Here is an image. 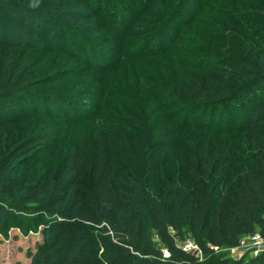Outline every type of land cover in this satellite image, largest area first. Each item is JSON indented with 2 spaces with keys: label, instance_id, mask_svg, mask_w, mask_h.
<instances>
[{
  "label": "trees",
  "instance_id": "trees-1",
  "mask_svg": "<svg viewBox=\"0 0 264 264\" xmlns=\"http://www.w3.org/2000/svg\"><path fill=\"white\" fill-rule=\"evenodd\" d=\"M218 1L212 0V6ZM85 2L91 11L90 17L103 21L116 35L111 41L121 47L115 50L116 57L110 55L113 48L110 52L96 50L88 44V40L79 38L83 36L81 26L69 20L66 12L71 7L65 4V0H0V128L16 123L24 125L27 121H43V114L28 112L26 103L33 105V102L44 101L40 99L44 95L23 90V85L28 84L23 82L25 74L22 72L26 62L24 59L16 65L13 54V49L33 42L32 31L40 26H44V30L40 29L44 37L39 36L41 40L36 42L37 47L40 46L38 48L48 49L50 53L56 49L76 57L100 77H107L123 61L158 58L169 50L168 54L179 56V45L171 43L167 46L164 43L167 34L158 23L156 26L159 29L155 27V34H158L153 40L139 43L137 40L132 46H124L127 38L141 37L150 27L142 29L136 25L138 21L142 23L144 12H132L128 9V2L127 5L120 0ZM222 3L226 4L229 14L226 17L228 30L240 36L246 46L264 54V0H226ZM184 12L179 8L170 15L182 14V17ZM256 27L257 30L251 32ZM58 31L63 33L61 38ZM47 35L52 39L49 42L45 40ZM74 38L82 42L80 47ZM242 54L244 56L222 58L210 63L211 74L224 80L225 86L216 85L213 78L207 75L203 83L195 82L193 89L186 94L169 93L175 98L174 102H164L163 93L167 92L157 88L158 92L154 93V89L141 82L137 95L131 96L121 90L123 95L126 93L130 104H141V108L149 102V98L158 101L162 111L180 106L179 112L172 113L168 121L174 123L175 129L170 133L164 129L165 136L160 138L154 134L155 140L150 143V148L154 149L151 156L149 152H142L139 144L133 141V161L126 170H121L117 151L111 144H107L106 153L99 145L93 157L88 141H77L70 156L75 172L70 188H75L69 218L59 224L60 227L66 226L67 231L55 237L50 250L39 249L31 264H264V253L257 258L239 260L218 259L216 256L222 248H236L245 235L257 231L264 234V88L256 93L252 90L253 86L264 84V69L259 66L240 69L237 63L252 65L249 53ZM9 70L11 74L8 75ZM55 71L51 76L59 84L65 73L64 70ZM235 74L244 75L247 80L237 84L231 79V75ZM144 90L153 94L141 99L139 93ZM80 100L75 101L80 104ZM237 101H240L238 105L241 109L235 108L231 116L235 125H239L237 133H248L254 156L248 161L239 160L236 148L227 142L222 152L224 159L211 175L208 136L202 133V126L188 120L198 111L210 112L207 129L212 131L215 119L218 118L219 122L233 105L237 107ZM120 109L117 107V111ZM121 112L124 113V110L121 109ZM125 116L135 119L133 114ZM43 128L40 127L42 131ZM190 129L194 133L190 134L191 142L184 132ZM51 137L42 133L28 137L6 161H2L5 164L0 167V201L3 200L0 203V220L22 217V209L11 202L9 194L18 191L24 175L31 168L25 165L22 175L3 182L4 170L18 156L38 144L47 143ZM145 158L152 160L149 175L146 174L148 169L139 168ZM37 159L29 161L30 164L38 162ZM162 159L164 164H169L164 174L159 166ZM226 159L230 164L228 177L221 178L225 173ZM52 181L53 174L49 172L44 183L34 186V196L47 192ZM88 186H91L90 189ZM137 205L146 211L151 228L156 231L169 258L155 245L145 222L138 217L134 223L122 218V213L136 215ZM54 213L60 214L59 210ZM57 220L58 217L54 219ZM188 236L202 256L184 250Z\"/></svg>",
  "mask_w": 264,
  "mask_h": 264
},
{
  "label": "rangeland",
  "instance_id": "rangeland-1",
  "mask_svg": "<svg viewBox=\"0 0 264 264\" xmlns=\"http://www.w3.org/2000/svg\"><path fill=\"white\" fill-rule=\"evenodd\" d=\"M225 1L219 0L218 3L214 2L215 6H212V0H120L126 5L128 2V9L133 10L132 12L136 14L144 12L141 17L142 23L138 21L136 24L139 28L147 29L150 26L147 33L141 37L127 38L124 43L126 48L129 44L132 46L131 44L137 40V43L153 40L158 34H155L156 28L159 29L162 26L163 32L167 34V38L163 39L164 43L167 46L179 45L180 48H177L179 56L176 53L168 54L169 50L167 54L158 58L144 57L140 60H130V62L123 61L121 64L118 63L117 69L107 77H100L89 71L79 59L65 52L55 49L50 53L48 49L38 48L40 46L37 47L36 42H40L39 36L44 37V33L40 31V29L44 30V26L32 31L31 41L33 42L30 45L13 49L16 65L24 59L26 62L22 72L25 74L23 82L26 81L28 84L23 85L25 87L23 90L44 95L40 98L44 101L33 102V105L26 103L28 112L36 111L43 114L41 117L43 121L40 123H36V120L27 121L24 125L16 123L0 128V167L5 164L2 161H6L26 138L40 133L52 137L47 143L38 144L18 156L4 170L3 182L22 175L25 165H30L31 168V171L24 175L18 191L9 194L11 202L22 209V217L0 220V264H31L32 258L36 256L39 249L50 250L55 237L67 231L66 226L60 227L59 224L61 220L69 218L68 211L75 188H70L75 179L70 156L77 141L87 140L93 157L97 154L99 145L106 153L107 144H111L117 151L121 170H126L133 161L131 157L133 141L139 144L142 152H149L151 156L154 149L150 148V143L152 139L155 140L154 134L160 138L165 130L170 133L175 129L174 123L168 121L172 113L179 112L180 106L175 105L171 109L162 111L159 102L149 98L146 104L143 100L141 101L143 105L145 104L141 108V104H130L129 98L125 96L126 93L123 95L121 90L127 91L131 96L137 95L141 82L142 85L146 84L145 86L154 89V93H157L158 89L167 92L163 93L164 102H174L175 92L186 94L193 89L195 82L203 83L207 75L213 78L216 85L225 86L224 80L211 74L210 63L222 58L244 56L242 54L244 52L249 53L248 58L252 65L237 63L236 66L240 69H246V66L251 68L259 66L264 69V54L252 49L251 46H246L240 36L228 30L226 17L229 14L226 4L222 3ZM65 4L71 7L66 12L69 20L74 25L81 26L83 36L79 38L88 40V44L90 43L96 50L106 52L113 48L112 53L109 54L116 57L115 50L121 48L111 42L116 35L104 25L103 21L90 17L91 11L87 8L85 0H65ZM179 8L180 11L185 10L184 16L181 17V14L171 17ZM187 14L189 16H186ZM157 19L158 22H156ZM157 23L159 27L156 26ZM254 30H257V27L251 29V32ZM58 33L61 38L63 33L61 31ZM45 40L49 42L52 40L51 36L47 35ZM75 41L80 47L82 42L77 39ZM57 69L60 72L64 70L65 73L59 84L55 83L51 76ZM7 74H11V70ZM231 79L237 84L247 80L246 76L240 74L231 75ZM260 88H264V84L253 86L252 90L256 93ZM148 94L153 93L150 90L139 93L141 99ZM74 97L76 98L73 100ZM77 99L80 100V104L76 103ZM239 102L237 101V107L233 105L229 113L227 112L219 122L217 118L219 112L216 113L217 119L211 127L212 131L207 129L210 112L192 113L188 120L190 123L202 126L204 128L201 130L202 133L208 136L211 175L217 168V164L224 159L222 152L227 142H231L236 148V157L239 160L248 161L254 156V148L248 133L245 135L237 133L239 125H235L236 122L231 116L235 108L241 109ZM117 107L123 109L125 114H133L135 119L126 117L121 109L117 111ZM243 110L246 112V109ZM42 126H44L43 131L40 129ZM184 132L187 133V139L191 142L192 129ZM35 159L38 162L30 164L31 160ZM151 162V159L145 158L139 167L141 170L148 169L147 175L150 174ZM229 165L226 159L225 173H222L221 178L228 177ZM159 166L163 173L167 171L166 167L169 164H164L162 159ZM49 172L53 174L49 189L43 194L34 196V186L44 183ZM90 187L88 186V189ZM2 201L1 199L0 203ZM56 210H59V215L54 213ZM135 212L136 215L122 213V218L134 223L138 217L145 222L155 245L162 251H166L156 231L151 228L144 208L137 205ZM57 217L58 220L54 221ZM257 233L260 232H255ZM188 244H193L189 236L184 246ZM190 252L202 256L198 249ZM252 252L254 253L255 250L251 247L222 248L217 251L216 256L218 259H250L257 258L264 253V250L256 255H252Z\"/></svg>",
  "mask_w": 264,
  "mask_h": 264
},
{
  "label": "built area",
  "instance_id": "built-area-1",
  "mask_svg": "<svg viewBox=\"0 0 264 264\" xmlns=\"http://www.w3.org/2000/svg\"><path fill=\"white\" fill-rule=\"evenodd\" d=\"M241 247H251V249L255 250L254 253L252 252V255H256L258 252L264 250V234L253 233L243 236V238L240 239V243L236 248H241ZM183 248L185 251L188 252L198 249L197 246H195L194 244L185 245L183 246ZM164 256L166 258L170 257L168 251H164Z\"/></svg>",
  "mask_w": 264,
  "mask_h": 264
}]
</instances>
